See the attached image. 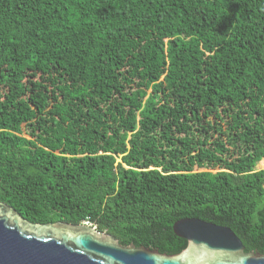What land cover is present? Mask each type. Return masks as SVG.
Instances as JSON below:
<instances>
[{
  "label": "trees",
  "instance_id": "obj_1",
  "mask_svg": "<svg viewBox=\"0 0 264 264\" xmlns=\"http://www.w3.org/2000/svg\"><path fill=\"white\" fill-rule=\"evenodd\" d=\"M29 1L0 0V201L167 254L195 217L264 252V0Z\"/></svg>",
  "mask_w": 264,
  "mask_h": 264
},
{
  "label": "water",
  "instance_id": "obj_2",
  "mask_svg": "<svg viewBox=\"0 0 264 264\" xmlns=\"http://www.w3.org/2000/svg\"><path fill=\"white\" fill-rule=\"evenodd\" d=\"M172 230L186 246L167 254L87 223L31 222L0 201V264H264V252L245 251L227 226L186 217Z\"/></svg>",
  "mask_w": 264,
  "mask_h": 264
},
{
  "label": "rangeland",
  "instance_id": "obj_3",
  "mask_svg": "<svg viewBox=\"0 0 264 264\" xmlns=\"http://www.w3.org/2000/svg\"><path fill=\"white\" fill-rule=\"evenodd\" d=\"M22 3L26 6V8H28L29 5H30V1H29V0H22ZM19 14H20L19 11H16V15L18 16ZM262 159H264V158H262ZM262 159H261V160H262ZM116 160H117V161L119 160V157H118V156L116 157ZM261 160H259V161L255 164V169H256V170L264 169V166H261V165L259 164V162H260ZM87 224H89V223H87ZM92 226H94V225H92Z\"/></svg>",
  "mask_w": 264,
  "mask_h": 264
}]
</instances>
